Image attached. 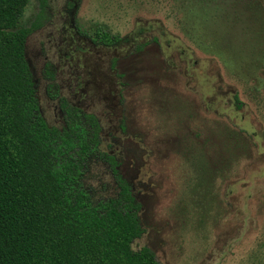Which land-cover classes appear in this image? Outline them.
<instances>
[{"label": "rangeland", "instance_id": "rangeland-1", "mask_svg": "<svg viewBox=\"0 0 264 264\" xmlns=\"http://www.w3.org/2000/svg\"><path fill=\"white\" fill-rule=\"evenodd\" d=\"M198 1L48 0L26 58L48 126L63 127L61 99L99 121L84 187L94 203L118 195L111 157L140 207L134 251L160 264H264V63L247 78L201 46L184 10ZM97 30L128 43L96 46Z\"/></svg>", "mask_w": 264, "mask_h": 264}, {"label": "trees", "instance_id": "trees-1", "mask_svg": "<svg viewBox=\"0 0 264 264\" xmlns=\"http://www.w3.org/2000/svg\"><path fill=\"white\" fill-rule=\"evenodd\" d=\"M28 2L0 0V264H160L149 248H132L144 232L140 207L111 157L118 195L94 203L84 187L85 164L99 149L97 118L64 99L61 129L41 115L26 43L43 27L48 0H37L33 20L22 26ZM185 6L198 43L255 78V64L264 63V10L233 0ZM92 43L118 47L128 38L97 30ZM246 52L255 55L246 60ZM235 101L240 109L238 95Z\"/></svg>", "mask_w": 264, "mask_h": 264}]
</instances>
